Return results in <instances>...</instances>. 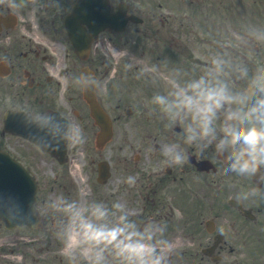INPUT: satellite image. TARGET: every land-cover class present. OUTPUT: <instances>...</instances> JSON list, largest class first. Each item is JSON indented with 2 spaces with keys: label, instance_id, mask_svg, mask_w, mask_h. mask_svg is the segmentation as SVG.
Returning a JSON list of instances; mask_svg holds the SVG:
<instances>
[{
  "label": "flooded vegetation",
  "instance_id": "flooded-vegetation-1",
  "mask_svg": "<svg viewBox=\"0 0 264 264\" xmlns=\"http://www.w3.org/2000/svg\"><path fill=\"white\" fill-rule=\"evenodd\" d=\"M108 1L110 12H115L123 2ZM187 1L196 5L188 7ZM76 2L0 0V150L21 163L35 179L40 202L47 201L45 192L49 191L51 197L53 194L49 218L52 229L64 234L70 218L79 217L81 221L96 218L99 231L119 232L110 242L107 235L94 242L109 264H136L128 252L118 247L131 244L148 245L153 248L150 258L160 257V264H171V249L181 244L182 237L188 233L194 240L199 235L195 227L191 226L188 231L186 228L189 222L200 223L201 216L195 208L194 217L184 215L173 224L166 198L159 192L163 188L160 186L176 185L182 195L187 186L196 189L203 183L218 185L219 173H226L235 176L230 182L233 197L250 212L252 220L235 210L237 217L242 218V226L264 236V164L253 162L245 152L240 163L247 160L251 170L241 173L238 167L233 169L237 154L246 146L242 141L231 143L232 132L253 127L258 131L263 129L243 92L247 87L256 86L264 93V54L250 53L249 14L252 7L263 5L264 0H180L179 6H172L171 0H154L142 24L128 23L124 32L104 31L95 36L85 25L78 33H66L63 19ZM127 4L128 13H139L136 5ZM139 31H143L142 35L150 42L145 72L150 92L148 107L142 104L143 100L138 103L134 96H128L135 91L134 84L137 85L133 77L141 68L137 61L132 63L125 60L126 57L116 59L115 73H111L108 63L112 62L105 58L106 40L112 49H117L133 41ZM259 38H264V32ZM85 68L92 71L96 79L99 104L112 108L116 102L115 108L110 110L115 114L123 155L118 161L124 165L123 174L118 167H112L107 182L96 188L87 187L86 196L72 186L66 168L56 167L47 173L27 162L19 146L28 145L42 155H49L4 126L11 121L19 127L21 113L30 117L51 113L62 127L65 125L67 152L75 143L83 151L89 149L97 128L83 99L81 75ZM221 89L225 99L215 109L208 134L204 135L203 116L198 112L206 103L202 94ZM185 97H191L197 104L186 106ZM119 111H124L125 115ZM130 118L134 120L133 126L126 134L123 125H127ZM220 124L225 131L219 132ZM56 133L54 129L53 136ZM221 141L224 146L218 149ZM134 146L136 153L129 161L124 155L126 149L130 151ZM176 156L183 157V162L175 163ZM100 161L102 159L95 162L90 154L85 155L88 182L94 175L97 177ZM202 161L213 165L215 170L198 171L197 165ZM109 162L113 164V159ZM145 162L146 174L154 175L153 182L148 181L144 172ZM128 165L133 168L129 169ZM173 201L180 206L183 199ZM201 201L196 200L195 206ZM97 208L103 216L96 215ZM123 211L140 213V216L137 214L133 223L132 217H125ZM40 213L44 228L48 214ZM179 223L181 225L172 227ZM132 226L133 231H129ZM36 232L27 228L7 230L0 222V264H37V248L21 240ZM248 232L233 230V238L241 234L239 238L243 239ZM204 242L205 246L200 249H211L210 254L219 259L215 264H220L225 251L233 253L236 249L232 237L224 231L208 234ZM204 259L210 260L202 255L200 261Z\"/></svg>",
  "mask_w": 264,
  "mask_h": 264
},
{
  "label": "rangeland",
  "instance_id": "rangeland-1",
  "mask_svg": "<svg viewBox=\"0 0 264 264\" xmlns=\"http://www.w3.org/2000/svg\"><path fill=\"white\" fill-rule=\"evenodd\" d=\"M138 2L139 4L136 6H139L141 9H144L147 6H149L148 0H138ZM254 9H257V8H251V12H253ZM263 39L264 38L259 39L258 37H252L251 50H250L251 54L258 53V50H256V48H259L260 49L259 52L264 54V47L260 45ZM147 44H148V41L140 40L138 43L133 44L134 48H133V51H131V44L129 43L128 45L122 47L121 49H118L116 51V55H123V56L130 55L131 57L136 56V58H133L131 61H139L138 64L141 65V67H144L147 61V55L149 54ZM106 45L108 46V44ZM140 56H143V57H140ZM114 66H115V63L113 62L112 67H111V72L113 73L115 69ZM143 72L144 70L141 68L137 71L136 75L138 76V78L141 77ZM128 96L129 97L134 96L136 98V102H138L139 97H140V92L133 91V93H129ZM109 111L110 110L107 109L108 113H110ZM133 121H134L133 119H130L128 120L127 125H123V129L126 132V134L129 128L130 129L132 128ZM113 132H114V135H113L111 142L101 151V154L104 157H108V158L111 157L113 159V165H112L113 167L114 166L123 167L121 163L119 162L117 163V159L120 156V148H119L120 142L117 137L116 124L113 127ZM19 147L22 149L23 153L25 154L27 158V162L31 163L32 166L41 168L43 171H46L47 173H50V171L53 168L58 167V164L53 162L51 158L40 154L34 148L29 147L28 145H22ZM91 150L93 151V154H91L90 152ZM94 152L96 151L94 149V145L91 142L89 145V149L85 151V154H90L91 156L94 155L93 158L96 160L99 154V151L97 154H95ZM70 154L71 155L74 154L75 156H80V159L74 160V165L72 169L74 171L76 170V175L78 177L77 181L78 183L80 182V185L83 184V188L81 189V191H83L87 187L85 185L87 180L84 176L85 174L84 165H83L84 157L82 156V153H81V147L79 146L75 149H72ZM74 167H76V169ZM70 169H71V164H70ZM234 177L235 176H229L226 173L222 175L219 174L220 179H219V183L217 186H214L213 188H210V186L208 188H206L205 186L202 187V190H203L202 192L203 194L202 196V201H203L202 219L203 220L209 219L215 213H218L219 215L224 216L220 219L218 218L217 229L219 231L227 232L229 234V237L230 236L232 237L233 242H234L232 245L236 247V249H235V252L233 253H228L227 251H225L223 255V260L220 264H264V241L262 240L264 236H252V237L241 239L239 238L241 234H239V236H235L233 238L232 231L239 230L242 232L244 230V227L239 222L235 223L233 228H230V226L228 225L230 224L229 223L230 221L235 220V214L231 211V209L230 210L227 209V206H226V200L229 197L233 196L231 187H230V182L234 179ZM150 181H153V180L150 179ZM90 182L95 185L92 179L90 180ZM44 194L47 195V192H45ZM164 195H165V198L173 199V196L171 195L169 197L170 194L167 192H165ZM52 197L54 198L53 194H52ZM52 197L51 196L48 197L47 198L48 200L45 203L39 202L40 208L43 209L45 207L48 214H52L51 210L53 206H52V203H50L52 202ZM174 198L184 199L186 201V204L184 206H186L187 208L189 207L187 206V203L189 204V202H191L190 198L188 197L185 198L181 195L180 196L176 195ZM216 201H217V208L212 209L210 206L215 207ZM184 203L185 202H183V204ZM171 204L172 206H174L173 203ZM180 208L181 207H179V209ZM173 210L178 212L177 208L172 209V211ZM81 224H82L81 222H76L74 226L81 225ZM71 230H72V227L68 226L65 236H63L62 238L64 245L62 244L61 239H59V236L55 232L53 233L49 229V227H47V229L44 230L41 236L37 239H31L30 236H27L25 238H22L21 240L24 242H28L29 240H31L29 241L30 243L32 242L36 243V246L38 247L37 253L40 256L39 258L41 261L40 264H76L77 258L82 257V259L83 258L85 259V255L88 257L87 253L84 254V250L89 240H86L82 236H78L77 239L80 240L79 245L75 248L65 249L66 237L71 232ZM188 241L189 239L183 240V242L185 243V247L189 246ZM60 242L62 246L58 245V243ZM171 252H172V259L177 258L179 259L180 262L186 261L184 258H182V255H181L182 251L172 249ZM92 253H93L92 254L93 258L97 259L98 256L96 255V253L94 251H92ZM78 264H82V260L78 261ZM89 264H92V263H89ZM95 264H100V263L96 262Z\"/></svg>",
  "mask_w": 264,
  "mask_h": 264
},
{
  "label": "clouds",
  "instance_id": "clouds-1",
  "mask_svg": "<svg viewBox=\"0 0 264 264\" xmlns=\"http://www.w3.org/2000/svg\"><path fill=\"white\" fill-rule=\"evenodd\" d=\"M193 87L197 86L193 85ZM202 99L206 103L203 107L198 108V112L203 116V134L207 135L208 124L211 122L212 116L215 115V109L220 107V101L225 99V97L223 95V90L221 89L219 92L209 91L207 94H202ZM157 100L161 103L163 102L159 97H157ZM195 104H197V101H194L191 97H185L186 106H192ZM231 118L232 117L230 116L229 119ZM231 135V143L233 145L242 141L243 145L246 146L237 154L236 162L232 165L233 169H237L238 167V171L241 173L251 170L247 160H245L242 164L240 163L245 152L249 154L253 162L264 164V129L258 131L255 127H253L247 131L242 129L239 133L232 132ZM190 139H193V137H190ZM223 146L224 142L221 141V143L217 145V148L221 149ZM182 162L183 157H175V163L179 164ZM96 215L103 216V213L99 211V208L96 210ZM118 234V230H113L111 233L107 234L99 230L94 231L91 224L76 225L66 237L65 249L77 247L80 243V240L77 239L78 236H82L86 240L96 241L100 240L102 236L107 235L108 242H110L111 240H114ZM128 247V245H125V248ZM131 250L135 254L136 264H160V257H156L154 259L150 258L153 248L148 245L137 244L135 246H131Z\"/></svg>",
  "mask_w": 264,
  "mask_h": 264
},
{
  "label": "water",
  "instance_id": "water-1",
  "mask_svg": "<svg viewBox=\"0 0 264 264\" xmlns=\"http://www.w3.org/2000/svg\"><path fill=\"white\" fill-rule=\"evenodd\" d=\"M119 15L122 18L124 17V13H122V14L119 13ZM85 17L87 18L86 22H92V20H91L92 15L90 13L86 14ZM122 20L125 23V20L124 19H122ZM118 22H119V19H117V23ZM67 23H68V20L65 21L66 28L68 29ZM103 25H106L107 28H110L111 22L110 21H104ZM247 95H248L250 102L253 104V106L257 110V112L264 116V108L261 106L260 101L258 100V97L253 98V96H252L253 94L250 92H248ZM85 97L87 98V101L90 105L91 116L94 118L96 124H98L100 129H101V133L99 134L98 142L100 144H103L104 142H106L109 139V136L111 133L110 121H109L108 117L103 113V111L98 107V105L94 99L92 87H91L89 93L86 92ZM3 200H4V196L2 195L1 187H0V215H3V211H4Z\"/></svg>",
  "mask_w": 264,
  "mask_h": 264
}]
</instances>
